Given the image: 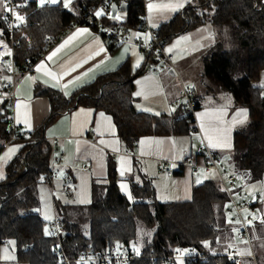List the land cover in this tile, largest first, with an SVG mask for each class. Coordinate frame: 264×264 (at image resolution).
<instances>
[{
    "label": "trees",
    "instance_id": "16d2710c",
    "mask_svg": "<svg viewBox=\"0 0 264 264\" xmlns=\"http://www.w3.org/2000/svg\"><path fill=\"white\" fill-rule=\"evenodd\" d=\"M112 1L127 4L124 19L119 23L124 30L141 26L144 0ZM73 4L75 10L62 11L60 3L39 5L36 0L25 3L26 18L15 34L13 58L18 66L34 63L65 28L85 24L78 1ZM206 22L230 30L234 46L230 50L215 49L204 62L203 76L210 86L227 91L235 105L248 110L247 122L234 132L231 160L245 182H256L264 174V102L260 88L254 84L264 69V1L198 0L162 23L156 32L166 43ZM0 28L6 32L2 14ZM136 74L124 62L70 97L56 89L35 87L36 96L49 99V114L26 138L17 132L14 141H20L22 146L6 164L5 177L0 180V245L13 242L17 255L13 264H65V258H74L81 252L96 255L124 246H132L136 256L123 264H175L176 258L172 256L182 250L187 251L184 264H243L245 258L257 264L249 254L242 255L239 263L228 258L235 246L232 227L225 218L229 197L216 180L195 186L191 199L183 202H159L149 181L141 185L132 182L130 202L119 191L115 166L110 160L107 182L92 183L89 204H55L58 230L51 232L54 221L47 225L36 211L37 185L40 181L50 182L52 170V146L44 137V130L70 109L88 106L111 115L119 138L129 146L141 136L176 135L194 128V122L182 108L170 115L136 110L131 95ZM9 123L7 109L3 108L0 112L3 142L11 135ZM238 226L242 233L241 223ZM259 232L264 237V230ZM250 247L252 250L251 244Z\"/></svg>",
    "mask_w": 264,
    "mask_h": 264
},
{
    "label": "crops",
    "instance_id": "0c3cea01",
    "mask_svg": "<svg viewBox=\"0 0 264 264\" xmlns=\"http://www.w3.org/2000/svg\"><path fill=\"white\" fill-rule=\"evenodd\" d=\"M27 1L29 0H24L25 3ZM197 1L144 0L142 20H145V23L148 21L157 29L170 17L181 12L185 6ZM57 3L64 6V0L49 2ZM1 4L0 14L5 17V0H1ZM149 5H153L151 10ZM67 8L68 11L76 9L74 4ZM125 11L119 10L115 16L104 17V24L119 25L124 19ZM118 16L119 20L113 19ZM25 18L24 12L23 21ZM142 20L139 28L123 29L126 41L121 44H113L105 37V28L102 24H75L67 27L58 40L34 62L30 74L20 70L26 64L18 66L14 61L13 69L16 73L13 78V103L7 112L9 126L14 124L16 127V137L18 132L23 133V137L26 138L27 133L37 129L49 114V99L46 96H36V86L56 89L70 97L93 82L97 76L116 70L124 62L129 63L133 74L138 73L135 75L131 90L132 104L138 111L153 115L177 113L180 109L173 105L181 101L182 85L191 87L197 97L194 128L190 132L176 135H145L139 137L133 146L119 138L111 115L88 106L72 108L47 126L44 137L53 147L52 152L61 156L53 166L55 176L48 182L53 220L56 219L57 203L87 205L91 202L92 183L107 182L110 160L115 166L119 191L130 202L133 201L132 182L141 185L149 181L159 202H183L190 200L193 188L206 180L220 182V177L235 174L237 179L244 181L235 171L231 151L234 132L247 122L248 110L235 105L227 91L210 86L203 76L206 58L226 41L220 35L225 33L226 29L206 22L174 36L163 43L164 48L171 49V65L163 62L155 72L143 73L140 70L145 62V54L135 42L139 37L150 39V34L144 30ZM79 29L87 31L78 32ZM3 32L0 28V45L8 46L9 40L1 38ZM70 37L72 39H69ZM54 52L56 54L52 55ZM41 65L43 67H40ZM0 66H2L1 92L5 82H12L11 60ZM38 67L40 71H37ZM256 86L260 88L264 102V69L259 74ZM221 97L224 99L218 101L217 98ZM1 140L0 137V175L3 171L5 177L6 164L18 153L22 144L16 141L19 147L7 160L3 159L7 149L2 148L10 142L5 143ZM208 152L218 157L220 165L218 171L206 168L209 162ZM184 159L191 160L192 165H180ZM164 162L173 164L171 176H167L161 170ZM256 182L245 184L252 185ZM64 187H67V191ZM255 217L256 220L251 227L249 226V232L253 233L252 240L257 241L261 238L259 231L264 230V213ZM250 244L248 243L249 247ZM234 249L239 247L234 246Z\"/></svg>",
    "mask_w": 264,
    "mask_h": 264
},
{
    "label": "built area",
    "instance_id": "2783aa9c",
    "mask_svg": "<svg viewBox=\"0 0 264 264\" xmlns=\"http://www.w3.org/2000/svg\"><path fill=\"white\" fill-rule=\"evenodd\" d=\"M79 7L82 9V23L92 24L98 23L102 24L105 28V37H107L113 44H121L126 41V36L124 30L119 25H106L103 22L104 17H109L112 13L111 5L112 0H99L96 3H89L87 0H77ZM45 4H49L50 0H44ZM5 8L13 9L14 11L5 10V21H6V32H3L1 38L5 41L9 40V45L6 44L0 45V64L4 65L9 60H11V70L10 74L12 75V82H5L4 89L0 92V112L3 108L10 109L13 103V91H14V59H13V48L15 45V34L17 32V27L22 21L17 20L16 14H19L24 17V0H5ZM62 11H68L67 7H61ZM101 12L102 15L98 16L97 13ZM144 30L150 34V39L146 40L141 37L137 38L136 44L145 54V62L143 65V73L155 72L163 62H167L171 65L172 54L165 51L163 42L157 36L156 29H151L145 23V20H142ZM34 67V63H26L24 67L20 70L24 73H31V70ZM181 101L176 102L173 106L177 108H182L184 113L189 116V119L194 122L195 111L197 109V97L193 93L191 87L182 85L180 89ZM9 129L11 131L10 138L8 142H12L16 138V127L14 124H10ZM53 148V147H52ZM53 151V149H52ZM61 156L55 155L51 152L50 164H51V175L50 179H53L55 176V170L53 166L60 160ZM209 162L206 165L208 170L219 169V159L215 154L208 152ZM182 166L192 165L191 160L184 159L181 164ZM161 170L165 172L167 176L173 174V164L171 162H164L161 165ZM235 174L224 175L220 177V184L222 185L223 190L227 193L232 203L231 209H234L236 216L238 217L241 227H242V238H246L248 243L251 242V236L249 232V223H251V217L249 214L255 213L254 206L256 204L250 202H239L235 201L232 198V188L233 182L236 179ZM64 190L67 191V187H64ZM262 197L257 195L256 203L262 202ZM243 211H247L249 214L247 216L243 215ZM59 229V223L54 221L51 224V232H54ZM132 246H125L122 249L117 251L113 250L110 252H103L100 254L92 255L90 253L81 252L78 253L74 258H65V264H123L136 255L134 253ZM241 254L237 249H232L228 253V258L232 262L239 263L241 260ZM178 254L175 253L172 258H177Z\"/></svg>",
    "mask_w": 264,
    "mask_h": 264
},
{
    "label": "rangeland",
    "instance_id": "374dc122",
    "mask_svg": "<svg viewBox=\"0 0 264 264\" xmlns=\"http://www.w3.org/2000/svg\"><path fill=\"white\" fill-rule=\"evenodd\" d=\"M56 1L57 0H55V2ZM74 1L75 0H64V3H63L64 6L63 7L71 6ZM51 2H52V0H51ZM38 3L41 4L40 0H38ZM65 5H67V6H65ZM0 9L2 11L1 0H0ZM145 15L147 18L146 12H145ZM173 16L170 17L167 21H169L171 18H173ZM113 19L119 20L120 17L119 16L114 17ZM146 24L149 28L156 29V27H153L150 23H148V21L146 22ZM224 29H226V32L223 34H220V35L223 36L226 39V41H224V43L220 46L221 47L220 49L230 50L232 48V46H234L232 44V41L230 40V38H231L230 32H229L230 30H228L227 27ZM131 30H134V29H131ZM141 36H143V35H141ZM165 51L168 53L171 52L166 47H165ZM1 67L2 66H0V71L2 69ZM239 75H240V73H238V76ZM254 84L256 85L257 81L254 82ZM215 89H222V88H216L215 87ZM217 99H218V101H221L224 98L221 97V98H217ZM2 141H4V140H1V142ZM8 141L9 140H7V142H5V143H8ZM18 145L19 144L16 141L10 142L7 145L5 144L2 149H4V150L7 149V151H6V155L3 157V159L4 158L7 159L9 155L11 156L12 153L15 152V150L19 147ZM10 149H14V151L10 152L9 151ZM11 158H13V157H11ZM0 177H2V179L4 178L3 171H2V174L0 175ZM2 179H0V180H2ZM233 184L234 185H233L231 194H232V198L235 201L250 202V203L256 204L254 206V210H255L254 215L249 214L247 211H243L244 216H247V214H249V216L251 217V223H249V226L251 227L252 223L256 220L255 215L259 214L261 216V214L264 213V201L256 203L257 195H260L262 197V200H264V175H263L262 180L254 183L252 185L245 184V182L243 180H239V179H237V177H236L235 181L233 182ZM37 197H38V205H37L36 211L39 213V215L45 220V222L48 225L49 223H52L54 221L53 220L54 215L52 212L53 209H51V207H52L51 206V190H50L49 183L40 181V183L37 185ZM231 206H232V203L229 199L225 205V218H226L227 224H229L232 227V231L234 234L233 235L234 245L236 247H239V249H237V251L239 252V250H240L242 254H244L243 252L246 251L247 255L250 252L251 254L249 256L252 255L254 257L255 261L257 262V264H264V237H261L257 241H256V239L252 240V242H251L252 250H251V247L248 246L247 239L242 238V236H241V229L238 226V224H240V221H239L238 217L236 216L234 209H231ZM250 231H251V228H250ZM143 233L145 235V232H143ZM133 247L135 248L136 252L139 251L137 246L133 245ZM246 252H245V254H246ZM186 253H187V251H185V250L179 251L175 264H184V258L186 256ZM16 261H17V255H16L15 245L13 244V242L10 241L7 244H1L0 245V263L1 264H13V263H16ZM252 261L253 260L250 258L249 259L245 258V260L243 261V264H253Z\"/></svg>",
    "mask_w": 264,
    "mask_h": 264
},
{
    "label": "snow or ice",
    "instance_id": "6c2138e0",
    "mask_svg": "<svg viewBox=\"0 0 264 264\" xmlns=\"http://www.w3.org/2000/svg\"><path fill=\"white\" fill-rule=\"evenodd\" d=\"M52 2H55V0H52ZM40 3L41 4H43L44 3V0H40ZM65 6H67V5H65ZM180 6H182V5H180ZM6 7V6H5ZM152 7H153V5H149V9L151 10L152 9ZM6 10H8V11H14L13 9H8V8H6ZM97 15L99 16V15H102V13L101 12H98L97 13ZM17 20H19V21H23V19H24V17L23 16H21V15H19V14H16V17H15ZM84 31H87L86 29H79L78 30V32H84ZM69 39H72L71 37L69 38ZM65 43H67V41L65 42ZM64 45H61V47H63ZM57 51H59V49H57ZM169 51H171V49H169ZM56 53L54 52L52 55H55ZM40 67H43L42 65L40 66ZM40 67H38L37 68V71H40ZM136 95H140V93H136ZM17 107L19 108V105H17ZM103 115V114H102ZM245 116H246V113H245ZM241 123L243 122V121H240ZM10 152H12V151H14V149H10L9 150ZM0 178H2V177H0ZM47 234V233H46ZM249 255L251 254L250 252L248 253Z\"/></svg>",
    "mask_w": 264,
    "mask_h": 264
},
{
    "label": "water",
    "instance_id": "95a60500",
    "mask_svg": "<svg viewBox=\"0 0 264 264\" xmlns=\"http://www.w3.org/2000/svg\"><path fill=\"white\" fill-rule=\"evenodd\" d=\"M126 9H127V4L126 3L116 4L115 2H113L112 5H111V10H112L111 15L115 16L117 11H119V10L125 11Z\"/></svg>",
    "mask_w": 264,
    "mask_h": 264
}]
</instances>
